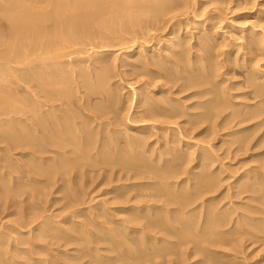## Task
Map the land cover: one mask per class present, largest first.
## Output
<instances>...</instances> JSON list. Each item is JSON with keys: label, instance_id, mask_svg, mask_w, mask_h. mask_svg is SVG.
I'll list each match as a JSON object with an SVG mask.
<instances>
[{"label": "rangeland", "instance_id": "rangeland-1", "mask_svg": "<svg viewBox=\"0 0 264 264\" xmlns=\"http://www.w3.org/2000/svg\"><path fill=\"white\" fill-rule=\"evenodd\" d=\"M123 1L126 3L125 4V3L121 2V4H122L121 6H123V7L125 6L123 9L126 8L125 10H127V9H131L133 7V9H131V11L127 10L128 13L131 16L128 13H126L127 11L123 13L122 11H124V10H122V7H121L120 9L122 10L121 11L122 15L120 14L119 11L117 12L120 16L117 15V13L116 14L113 13L114 14L113 15L111 12H109L108 17L110 16V20H114V18H115V20L112 21L113 22L112 23L111 21L109 22V18L108 17H107L108 19L105 17V15L107 16V14H108V12H105L104 15H103V18H104V20L107 19L106 22H109L108 24H110V25L105 27L106 29H103L104 25L102 26L99 23V25H100L99 26L98 23H97L96 25H94V27H92L91 33L85 34L87 37L85 35H83L82 37H80L78 39L79 41L76 40L74 42L69 43V44H72V45L67 44L69 46L65 47L66 49H64V52H65L64 55L65 56H69V58L64 56V58L66 60L65 59H63V60H65V62L66 61L68 62V60L70 59V62H68V63L64 62L68 67L66 65H65L66 67L63 66L64 63L62 62L63 63L62 68H63V70L65 68H67V69H65V71H66L65 74L68 73V76H71L70 74L72 73L71 72L72 70L70 71V68H72V67H73L72 68L73 70L77 69V70H79L80 73L82 72V70H84L82 72V75L84 76V78H82V79L81 78L80 79L79 78H75L74 79V80L81 81L82 85L81 84L78 85L77 82H79V81H77V82L75 81L73 83L74 80L69 81V79H68V81H69L68 84L71 85V86H67L68 84H66V86L68 87L67 89H70L69 87H72L70 89L71 90L70 91L71 96L75 92H79V93H76V95H73L72 99L70 98V103H72V102L75 103V104L72 103L73 105L71 104V106L75 105L72 109L74 111H76V112H78V107L76 106V102L77 101L80 102V99H82V97L84 95L87 96V94H89V92H90V90H87V87L86 88L84 87V86H86L85 84H88V87L91 90L95 89V85H94L95 84L94 83L95 80L91 81L90 76L93 75V74L96 75L103 68H107L108 67L106 69L107 71H105L107 73L106 74V79L108 80L107 81V85L108 86L106 85L107 88L105 87V89L108 90L110 93L111 92L113 93V95L111 93L112 98L110 96L109 97L107 96L108 100H105V99H107L106 97L104 99L96 97V98H94L92 100V103L94 105H96V104L98 105L99 104L101 106L108 107L109 110L112 109V111H109V113H106V117L111 118L113 121L118 119V120H116V124H118V121L120 120L119 123L122 125L121 126L119 124L120 125L119 126V125L115 124L113 126H110V130L111 131L116 130L118 128L117 129L118 133H116V134L114 133V134H115V136L117 138L119 136V139H117L119 141V144L117 143V141H115L113 143V145H112V144H110V142L109 143L107 142V140L110 141V139H108V138L106 139V142L110 146L112 145L111 146L112 148L114 146L115 148H113V149L115 151H117L115 153V151L111 147H109L110 149L108 151V148H107V151L109 152L110 155L113 152L112 156L114 155L116 157V159L119 158L120 160L121 159L125 160L128 157V155H129V158L131 157L129 159V161L134 160V159H132V158H134V156L130 155L132 153L131 150L130 149L128 150V147L125 144V141H127V140H125L124 138L126 137L127 132H128V134H133L135 132L133 129H131L132 128L131 126L137 124L136 122H138V120H139L138 119L139 115L137 114V111H138V109L139 110L142 109L141 107H139L140 105L138 104V102L142 98V96H146V95L150 94L149 92H151V91L153 92V94L155 93V96H157L156 94H158L161 90H167L168 88H170L171 91L169 89L168 90H169L170 95L172 96V98L178 99V100H180V102L183 100L184 103H186V105H191L192 102L196 103V101L198 102L200 99H201L200 102H202L203 101L202 99L204 97L198 99L197 97L196 98H191L190 96L192 94L200 91V90L202 91V88H204L203 90L205 91V88H206V90L209 89L208 90L209 91V95L214 96L213 99H215V97H216L215 95L217 94L216 91H218V95L220 96L219 99L225 101L224 98L222 97V94H223V92H226V93L229 92L231 95H229V94H227V95L229 97L231 96L230 100L235 96L233 98L235 101H233V99H232V102H235L234 104H237V105L240 104L241 105L242 103L243 104H247V103L249 104V102H250V104L253 106L254 103H255V106H253V109H255L254 107L260 108L259 105L261 107H262V104L264 105V99L263 98H260V97L257 98L256 96L253 97L254 96L253 95L254 89L251 88L249 86V83H248L250 81V79H256L257 80L256 76H258V73L261 72V71H264V43H263L264 42L263 41L264 40V0H167L169 5L167 4V1H165V0H156L157 4L155 3V0H139V1L138 0H132L134 2L133 5H128L131 2V1L129 2V0H123ZM147 1H149V3L151 2V4L153 2V4L155 5V6H153V4H152L153 7L151 6V4H148L153 9H151L146 4V3H148ZM139 2H141V3L139 4ZM137 3H138V5H136ZM135 5L137 7H135ZM163 5H164V7H163ZM130 6H132V7H130ZM157 6H159L158 7L159 11L157 10V12H156V10H154V7L157 8ZM140 7H141V9L143 8V10H142L143 12L139 11V15L137 16V20H138L137 21V20H135V17L138 14V9ZM147 7H149V8H147ZM162 8H164V9H162ZM166 8H168V9H166ZM147 9H149V10L151 9V11L149 12ZM161 9L164 10V11H162ZM146 10H147V12H146ZM132 13H134V15ZM110 14L112 15V17H111ZM126 14H128L129 16H127ZM115 15H117V16H115ZM120 17H122V18H120ZM128 19H130V21H128ZM133 19H134V23L131 22ZM119 20H121V21L119 22ZM122 21H124V22H122ZM119 23H121V24L124 23L125 26L122 27V25L119 24ZM111 24L115 25L114 26L115 28L112 29L113 31L109 28V27L113 28L112 27L113 25H111ZM7 25L8 24H7L6 20L3 18L2 14L0 13V36L3 35L0 38V41L1 40L3 41V39L5 38L4 36H6V35L8 36V34H9V28H8ZM95 26H97V27L95 28ZM101 27H102V29H101ZM3 32H6V33L8 32V34L3 33ZM251 33L252 34L255 33L256 36L254 35L255 37H253ZM7 36L4 39V43L2 41L0 42L1 43L0 44V57H1V59H2V56H3L2 54L3 53H4V55L5 54L9 55V56H6V57H10L11 56V54H10L11 53L10 52L11 49H10L9 46H11V48L13 46L10 43H9V46H8V41L6 40ZM260 39H262L261 40V44L259 43ZM181 43H182V45H181ZM6 44H7V46H6ZM7 47H9V48H7ZM203 48L204 49L207 48L209 51L207 52L206 51L207 49L204 50ZM155 49L156 50L158 49V51H156ZM6 50H7V53H6ZM8 50H9V53H8ZM153 50H154L155 53H149L150 51H153ZM61 52H63V50H61ZM66 52L67 53L69 52V53L66 55ZM71 52H73L74 54L71 53ZM140 52H142L144 56L142 54H140ZM94 53L96 54V56H95ZM165 53H167V54H165ZM98 54H99V56H98ZM140 55H142L143 57H141ZM150 55L153 56V57L149 58ZM169 56H171V57H169ZM197 56L203 58L202 59L203 61H207V60L213 61L214 65L215 64L217 65V63H218L217 66L215 65V67H217L216 69L218 70V72H217L216 69H214V70H216L217 74H216V72H214L213 75H211L212 78L215 76V78H213V80H214V82H217L218 84L216 83L217 84L216 85L213 82L216 86L212 85L213 83H211L212 82L211 76H210V78L204 76V78L205 77L206 78L205 79L203 78V81L206 80L205 81V85H207V86H205V85H203L202 87L200 86L201 88L198 86V88L200 89L199 90L196 87H195L196 89H194V87L192 86L193 84H192V85H190L191 89L188 87V85H186L185 87L186 88L188 87L189 89H186V88L182 89V87H184V85L187 84V81L184 79V75L185 74H186L185 75V78H186L192 73L193 69H195V70L198 69L199 73L202 72V69L200 70V68H203V67H201L202 65L200 66V62L197 61L198 64L196 62H192L195 59L197 60ZM209 56H210V58L208 59L207 57H209ZM36 57H35V61L37 60L39 62L38 63L36 61L38 63L37 66H39V64L42 61L40 62V57H39V60L37 59L38 57L37 58ZM48 57H50V56H46L47 59H51V58H48ZM154 57H156V58H154ZM160 57H161V59H165L167 61V67H166V65H165L166 68L162 67V68H164V70H162L161 67H157V66L147 67L144 64L145 62H143V61H146L147 59H150V60L156 59L157 60V59H160ZM33 59H34V57H31L30 60L28 59L29 64L32 63L31 61ZM216 59H218V60H216ZM183 60H184L185 63L184 62L180 63V61H183ZM190 60H192V61H190ZM28 61H26L27 62L26 64H28ZM46 61H47V63L50 62L49 60H46ZM100 61H103L105 64L103 62H100ZM166 61H165V63H166ZM172 61H174V62H172ZM187 61H189V62H187ZM2 62L4 64H2ZM2 62L0 60V65H1L0 67L1 68H2L3 65H6L5 59H3ZM52 62L53 61H51L50 63H52ZM83 62H85L84 63L85 66H83L84 65ZM190 62L193 63V64L190 65ZM34 63L35 62L33 60V64ZM69 63H70V65L72 67L70 65H68ZM71 63H73V64H71ZM186 63L187 64L189 63L188 67H187ZM194 63H196L199 68H197V66H195ZM106 64L108 66H106ZM141 64H142V66H145V67L142 68ZM202 64H203V62H202ZM219 64H221V65H219ZM15 65H17V64H15ZM15 65L14 64L12 65L14 67V69H13L14 71H12V70H11L12 72L4 71L5 74L10 75V76H12L14 74H16L18 76H23L24 71H16L15 70L16 68H20L18 66H20L22 64L16 66V68H15ZM73 65L76 68H74ZM77 65H78V67H77ZM89 65L90 66L93 65V67H89ZM94 65H96L97 68H95ZM22 66H21V68H22ZM189 66L193 67V68H191L192 70L190 69ZM258 66L260 68L259 72H258V69H259ZM182 67L185 68V69L188 68L191 71V73H186V72H190L189 70L188 71L187 70H183L184 71V73H183V71H182L183 68ZM256 67L258 69H256ZM38 68H34V71L36 70V72H34L33 69L31 70V72L32 71H33V73L41 72L42 68L41 69L40 68L38 69ZM91 68H92V70H91ZM99 68H100V70H99ZM104 70L105 69H103V71ZM180 71L182 72L181 74H180ZM15 72H17V73H15ZM147 72H148L149 75L147 74ZM176 73H178V74H176ZM19 74H21V75H19ZM86 74H87V76H86ZM89 74H91V75H89ZM175 74L178 75V76H176ZM187 74H189V75L187 76ZM214 74H216V75H214ZM254 74H255V77H254ZM64 76L66 77L67 75H64ZM71 77H73V75ZM252 77H254V78H252ZM71 79H73V78H71ZM170 79H171V81H170ZM215 79L217 81H215ZM150 80L154 81V82L151 81L152 83L149 84L151 86L148 85V83H150ZM172 80H173V82H172ZM165 81L167 82V85H166ZM207 81L208 82L211 81V82L208 83ZM220 81H224V82L226 81V82L225 83L223 82V84L221 82V84H219ZM71 82H72V84H70ZM17 83L18 82H16L15 84L11 83L10 85L9 84H3V86L5 85L7 87L6 91L7 92L9 91L8 93L11 96H14V97L11 98V99H13V102L16 101V99L18 100L17 102H14V104L16 103L15 105H17V107H18L16 109L14 108L15 110H18L19 108L24 106L22 104H25L24 99L27 98L26 97L27 96L26 85H24V84L21 85L22 83L19 82L20 86H19V88H17L18 87V85H16ZM202 84H204V82ZM0 85L2 86V84H0ZM7 85H9L10 87L7 86ZM80 85H81V90H79ZM14 86H16V87L14 88ZM66 86H64V87L66 88ZM77 86H79L78 89H75V88H77ZM163 86L165 88H163ZM169 86H171V87H169ZM178 86H180L181 88L178 87ZM210 86H214L215 87V88H212V87L211 88L216 92V94H214L215 92H211L212 89L210 88ZM221 86H222V88H221ZM192 87H193V90H192ZM142 88H144V89H142ZM74 89H75V91H74ZM16 90H18V91H16ZM76 90H78V91H76ZM138 90H140V91H138ZM227 90H230V91H227ZM15 91L18 92V93L15 94L16 93ZM22 91L23 92L26 91V92L23 93ZM72 91L74 93H72ZM134 91H136V92H134ZM141 91H142V93L144 92L146 94L143 95L142 93H139ZM169 92L163 94L162 98H161V95L157 96V98H159V97H160L159 99H166V97H167V99L169 97L171 98V96H169ZM175 92L177 94H179V95H177ZM133 93H135V94L137 93V94L133 95ZM220 93H222V94H220ZM19 94L20 95L22 94V96L20 97ZM82 94H83V96H82ZM116 94H118V97H117ZM153 94H151V95L153 97H155ZM137 95L139 96L138 97L139 99H137ZM209 95L208 94L206 95V98L204 99V101L206 99L208 101L212 99V96H209ZM245 95H247V97ZM86 96H84V97H86ZM239 96H240V98H239ZM84 97H83V100H84ZM187 98L188 99L191 98L192 101L190 99H189L190 100L189 101ZM111 99L113 101H111ZM262 99H263V101H262ZM137 100H138V102H137ZM11 101H10V103L12 105L13 102H11ZM183 101H182V104H183ZM228 102L225 103L226 106H227V104H228V106L230 105V102L229 103ZM259 102H260V104H259ZM111 103H113V104H111ZM135 103L138 104V105L136 106ZM256 104H257V106H256ZM11 105L9 104L10 107H11ZM237 105H236V107H235V105H230V107L227 106L229 111L227 110L226 111L227 114L225 113L224 115L220 116L221 118L218 117V119H217V117H215V119H217L216 123H215V119L214 118L206 119V122L203 124V126L201 125V129H205L207 127L211 131L216 126L217 123H220L222 121V119L226 115H228L230 113L232 114V112H233V114L236 113L237 108L240 106L239 105L237 107ZM241 106H242L243 110L242 109H240V111L238 110L236 114H239V112L241 113V115L242 114H246V115H243L244 119L245 118L248 119L250 116H247V114L250 111H252L253 109H251V107H245L243 105H241ZM241 106L239 108H241ZM111 107H113V108H111ZM243 107H245V108H243ZM75 108H76V110H75ZM113 110H114V112H113ZM231 110H232V112H231ZM241 110H242V112H241ZM106 111L108 112V110H106ZM112 112L115 113V114L112 115L113 114ZM196 112H198L197 109H196L195 113ZM14 114H15V112H14ZM14 114L11 113L9 115V117H8L9 119L7 118L8 115L7 116L4 115V116L0 117V125L2 124L0 126L2 128V131H0V133L3 132L4 135H7V129H9L8 134L17 135L18 132L19 133H23L27 129L25 124H22V122H21V121L24 120L23 119L24 117H22V113H21V117L22 118L20 117V115L18 117V114H16L17 116L16 115L14 116ZM108 114H110L111 116L110 115L108 116ZM10 116L11 117L14 116V117L11 118ZM113 117H116V118L113 119ZM17 118L19 120L21 119V121L18 122V120H16ZM130 118H131V120H130ZM182 118H184V119H182ZM182 118H179V119H176V120H172V121L177 122L178 125H181V127H183V128L187 127L186 131H188V129H189L188 126L189 125L188 124H184L185 117H182ZM10 119H12L13 122ZM213 119H214V122H213ZM238 119L240 120V117H238L237 120H235L234 122L235 123L238 122ZM255 119H253L254 121L251 119V122L248 120L247 121L248 123L245 122L247 124V126H246L245 123H243L244 126H243V124H240L241 126L238 125L240 127L237 126V128H236V129H239V128H242V127L243 128L244 127L245 128L253 127L252 129H250V131L248 130L247 132H243V135L242 134L240 135L242 137L243 136H248L246 138V140H247V142H245L246 144L237 142V139L234 140L232 137H228V136L224 137V134L227 131L220 132L219 128H218L219 130L218 129L217 130L220 133L219 132L215 133L216 134V138L214 136L215 134L213 133L214 134L213 135L212 132H208L209 134L208 133L205 134L207 136H205V135L196 136L197 135L196 132L195 133H193L192 131L186 132L185 128L183 130V133H182L181 139H180L181 143L182 142L186 143L187 141H191L192 144H195L196 146L197 145L200 146V144L202 145V143H204L203 145H205L208 142H210L208 144V146L207 145H205V146L206 147L210 146L209 148H211L210 149L211 152L217 146L214 149V152H213L214 153L213 155H215L214 160H216V163L213 164L212 169L214 170V172L216 171L215 172V175L217 174L216 175L217 176L216 181L218 179V182H220V179H221L222 182H220V183L216 182V186H217L218 189L215 188V189H217V191L216 190H215V192L213 191L215 194H213L211 192V193L207 194L208 198H207V196H205V198H202V199H203V202L208 200L207 203L205 202L206 205H208V206H206L205 203H204V205H205L204 207H209V208H211L213 210L215 209L214 212L217 213V215L215 216L216 218L218 217V215H220L219 216L220 218L218 217V219H221V221L219 220L218 223L222 224V225L220 224V227H222V228H219V227L217 228V231H219V235L220 236L219 235H215V237L213 236L214 237L213 241L215 243L210 244L212 246H209V243H207V244L205 242L203 243V245L205 244L204 247H207V249L199 251L201 254L199 252L197 253V250L195 251V253L193 252L196 249V246H193V245H195L194 243H192L193 241H191V240L189 241L188 240V239H192L193 240V238L186 239L185 240L186 244L185 243L183 244L180 241L179 237H178L179 241L177 239L176 241H178V242H175L176 238L174 237L175 239H173V236H178L180 234V231L177 232L175 229L170 230L172 232H171L170 235L168 234V238L171 236V238H169V239L167 238V236H163V235H166V234H163V233H166V232L159 231V229L158 230L157 229L153 230L149 234L146 233V232H144V234H143V232H141V233H133V229H135L136 227H138V228H136L138 230L141 229L142 228L141 225L143 226L144 223H146L145 222L146 220L145 221L144 220L138 221V222H140L138 224L139 226H137V223H135L134 224L135 227H134V225H132L133 224L132 222L131 223L127 222L129 219H131V217H129V215L128 216L126 215V214H128V212H127V210H125V208H128L131 204L133 206L134 204H137V203L136 202L132 203L133 202L132 201L129 205L125 204L127 207L124 204L121 205V207H120V204L125 202V200H123V198L119 199L118 195L126 194L127 192L128 193H133V195L134 194H138L140 191L142 193V191L145 188L143 189L141 186H137L136 189H135V192H133V190H131L132 189L131 185L132 184L134 185L135 183L140 184L141 182L142 183L150 182V180L145 178L147 180L146 181V180H144V178L141 179L142 176H135L136 174L142 173V170H138L139 173L136 170V172H134L133 174H132V172L135 171V170H133L132 172L129 171L130 173L128 174V170H127L128 167L127 166L126 167L124 166V168H122V166H120V165H116V167H115V165H113V166H111V167L114 168L113 171L110 170V169H112L110 166L104 165L105 166V168H104V166H102V164H104V163H100V161H99L101 159L100 156H98V158L96 157L97 155L95 156L96 149L99 148L100 144L95 142L96 141L95 139H97V141H98V137L95 136L97 134L94 135V133L97 132V130H96L97 129L96 128L97 124L92 122L91 126L89 128H90L91 134L93 135V137H95V138L92 139L93 140L92 142H93V145H94V146H92V148L94 149V152L92 153V150L89 151V152H91L90 154H92L91 155L92 157L90 156L89 153H88V156L91 157L92 159L91 158H90L91 160L88 159L87 162H88V164L89 163L92 164L93 162H95V159L97 158L96 162L98 160L97 163H99V166H98L97 163L96 164L94 163L93 168H92L91 164L88 165L86 161H83V162H81L83 166L86 165L85 166L86 168H87V166H91V167H89V169H86V168H84L82 166H80L78 168L76 167L77 169L75 168V170H76V172L78 174L75 172L74 169L68 168L66 170V175L68 174L67 177L71 176V178L70 177L68 178L70 181L65 182L67 177H65V175H64V177H62L59 174L60 176L58 175L57 179H58V177H59V179L60 178H64V181L63 182L61 181L60 183H57L56 185H51L50 184L51 187H49V184L46 185V183H45V185H44V183L42 182L43 186H44L43 187L41 185L42 183L41 182H36L35 179H32L33 182H30L31 178L27 179L26 176L21 175V172H18L19 170H16L18 172V174H14L15 175L14 177L15 178L21 177L22 179L20 180V182L17 179L14 180L13 177L12 178L10 177V179L8 178V176L6 178L4 177V175H6V173L9 172V168L8 169L4 168L1 171L3 175L0 174V181L2 180L1 182L3 183V186L0 187V195L2 193L3 194L0 196L1 197L0 205L2 207L3 206L4 207L2 208L0 206V209H1L0 210V231H1L0 233L2 235L1 237H3L1 242H2V244L3 243L4 244L2 246H0V249H1L0 250V257H1L0 261L3 262L4 264H9V263L10 264H89V263L90 264L91 263L94 264L93 262H95V261H96L95 264H135V263L139 264L140 262H141V264H264V174H262V172L264 173V160H263L264 159V126H263L264 124H260V128H259V123H262V122L264 123V121H263L264 118L257 117V120H255ZM124 120L126 121V123H125ZM129 120H130V122H129ZM159 120H160V118H159ZM159 120H158V118H156V120L153 121V122H156V123L158 122L157 124H159V125H157L156 123L152 124L153 123L152 121H149V122L142 121V123H138L140 125L137 124L139 127H142L145 124H146L145 126L150 125V127L152 125H153L152 127H154L155 125L157 126V127L155 126V129H154L155 131L154 130L151 131L152 135H151V132H150V133H148V136H146V137H152L153 136L152 138H150L151 140H148V143H149L150 147H152L151 151H152V149H154V152H156V154L159 152V150H157V149H160L159 147H161L163 145V143H164V140H161V139H164L163 137H165V133H168L169 135L172 134L170 131L163 133L164 131L159 129L158 126H160V122H162L163 119H161L160 122H159ZM105 121H108V120H105ZM121 121L125 124V126H124L123 123H121ZM5 122H8L10 125L5 123ZM133 122H135V124ZM139 122H141V121H139ZM210 122H212V123L210 124ZM17 123H18V125H17ZM89 123H90V121H89ZM179 123H181V124H179ZM15 124L18 126V128H17V126L15 127ZM92 124H93V126H92ZM173 124L175 125V123H173ZM173 124H168V125L171 128L178 129L179 126H173ZM253 124H254V126H253ZM20 125H21V127H20ZM209 125H211V126L214 125V126L212 128ZM9 127H11V128H9ZM1 128H0V130H1ZM23 128L25 129L24 131H23ZM16 130H18V131H16ZM19 130H21V131H19ZM126 130H128V131H126ZM260 130H261V132H260ZM15 131H16V134H15ZM93 131H95V132H93ZM124 131H126V132H124ZM156 131H158V132H156ZM255 132L257 133V135H256ZM258 132H259V134H258ZM2 134H0V135H2ZM124 134H125V137H124ZM134 135H135V133H134ZM188 135H190V136L188 137ZM208 136H210V137H208ZM251 136L252 137L254 136L253 137L254 139ZM255 136H256V138H255ZM121 137H123V138H121ZM222 137H223V139H222ZM261 137L263 138L262 140L260 139ZM205 139H208V141L205 140ZM248 139H249L250 142H248ZM157 140H159V141L157 142ZM203 141H206V143L203 142ZM104 142H105V140H104ZM236 142H237V144H235ZM115 143H116L117 147H119L120 144L123 145V146L119 147L120 148L119 150H121L122 153L123 152L124 153L126 152V154H127V152H129V153L131 152V153L128 154V155L123 153L124 155H122V156L118 155V152H121V151L118 150V148L116 147ZM154 143H156V144L154 145ZM239 143H240V145H239ZM108 144H107V146H109ZM124 144H125V146H124ZM212 144H214V145H212ZM241 144L244 145L243 147L245 149L242 147L240 149V151H239L238 149L240 148V146H242ZM3 145L4 144L1 145V143H0V152H2L0 154L2 156L4 155V153H3L4 151H1V150H3V148L6 147V143H5L4 146ZM249 145H250V147H249ZM153 146H155V148ZM199 146L194 147V150H197ZM121 148L122 149L124 148L125 150L127 149V151H125L124 149L122 150ZM188 148H187L188 151H185L186 153L189 154V152H194V151H192L193 148H192V150H190L191 148L190 149H188ZM184 149L186 150V148H184ZM235 150H236L237 153L233 152ZM26 151L28 152V150H26ZM26 151L23 150V148H19L18 151L11 152L10 153L11 157H9V158H11V159L13 158L12 164H10L9 162H6V163L10 167H11V165H13L12 166L13 168L11 167L12 169H15V168L17 169L18 167H23L24 163L26 161L28 163L31 162L32 164L37 163L35 161H31V158H29L28 156H25V155L21 156L20 155L21 153L25 154ZM150 152L148 154L145 153V155L149 156ZM142 153H144V152H142ZM238 153H239V155H238ZM245 153H246V155H245ZM139 154H140V152H139ZM151 154H152L151 157L147 156L149 158L148 160H147L146 157H144V158H146V160L148 162L151 161L150 158H155L156 156H158L159 153L157 155L154 154V153H151ZM117 155H118V158H117ZM143 155H141V156H143ZM114 156H113V158L115 159ZM24 157H26V158H24ZM73 157H75V156H73ZM123 157H125V158L123 159ZM90 161H92V162H90ZM101 161H102V159H101ZM33 162H35V163H33ZM152 163H154L153 165H155V162H152ZM118 166H120L119 169L117 168ZM193 166L194 165H189V166L186 165V167L189 168L190 171H195V170H192ZM106 167H107V169H106ZM79 168L80 169L82 168V170H80ZM218 168H220V169L222 168L223 169L222 173L220 172V169H218ZM69 169L70 170L72 169L73 173ZM85 169H86V171H85ZM121 169L122 170L125 169V170H123V172H121L122 171ZM79 170L82 171V172L85 171L84 173H82L83 175L81 174V172ZM67 171L68 172L70 171L71 175H69L70 172L68 173ZM124 171L127 172V173L123 174ZM246 171H248V172L252 171V173H249V175L251 176V174H252L251 177L255 178L254 179L255 187L253 186L252 182L248 183V185H246V187L243 186V185H240V183H239V182H241L239 180L240 179V175L242 176L244 174V172H246ZM74 172L76 174H74ZM108 172H110V173H108ZM248 172H246V173H248ZM79 174H81L82 176L79 175ZM218 174H220L221 177ZM129 175L131 177H133V179L136 177L135 179H138V180H133L132 179V181L129 182V180H131L130 177H128ZM232 175H234V176H232ZM261 175H263V176H261ZM22 176H24V177H22ZM139 177H141V178H139ZM187 177L182 175L180 177L181 179L179 178L178 180H175V181L174 180H170L172 182V184L170 185L171 188L174 190L176 188L175 182H177V181L180 182L182 179L187 178ZM73 178H74V181H71ZM120 178H122V179L120 180ZM124 178H127V179H125V181H123L122 186L124 185V187L120 188V189H122L124 191H122L120 189H118L120 191L116 190L115 188L121 186L122 180ZM34 180H35V182H34ZM127 180H128V182L126 183ZM14 181L16 183H14ZM113 181H115V182H113ZM154 181H156V180H153L151 182H154ZM23 182L26 185H27V183H30V186H29V184L27 185V186L31 187V188L28 187L29 188L28 191L21 189V188H23V189L27 188V187H25V188L21 187L22 185L19 184V183L23 184ZM244 182L247 184V181H244ZM32 183H34V185L36 187L34 185H31ZM36 183H39V186ZM67 183L70 184V185H68ZM71 183H73V184H71ZM218 184L219 185L221 184V186H219ZM128 185H129V187H127ZM238 185H240V186H238ZM18 186L20 187V189H19L20 191L18 190ZM63 186H64V190L62 189ZM114 186H116V187H114ZM130 186H131V188H130ZM5 187H7L8 189H6ZM16 188H17L18 191H16ZM40 188L42 189V191H41ZM45 188H47V189L45 190ZM2 189H4V190L6 189V190L4 191ZM114 189L116 190V193L112 192V191H115ZM183 189H185L184 186H183ZM31 190H33V191H31ZM34 190H37V191H34ZM182 190H181V192H182ZM260 190H261V192H260ZM24 191L28 192L29 194L28 193L25 194ZM5 192L6 193L8 192V193L5 194ZM10 192H13L15 194V196L13 197L12 195H10V197L7 198L9 196L8 194ZM18 192H21V194L18 193ZM35 192H36V195L34 194L35 196L32 197V198L35 199L34 200L30 196H33V193H35ZM151 192L155 193L153 190H151ZM257 193H259V194H257ZM40 194H41V196H40ZM116 194H118V195H116ZM6 195H7V197H6ZM114 196H117L118 198L117 197L114 198ZM6 198L8 200L15 201L14 202L15 206H12V207L9 206V205H11L10 202H12V201H8ZM143 198L144 197H142V199L141 198L134 199V201H137V200L141 199L140 201H138V202H141L142 200L144 201ZM260 198H262V199H260ZM210 199L213 200L214 203L212 201H210ZM1 200H2V202H1ZM5 200H7V201H5ZM20 201L22 203L26 202L27 204L26 203L20 204L21 203ZM4 202H6V203L8 202L7 206H6V203H4ZM210 203H213L212 206L210 205ZM26 206H28V207L26 208ZM9 207L11 208V210H10ZM212 207H215V208H212ZM8 209H9V211H8ZM17 209H19V210H17ZM27 209H28V211H27ZM121 210L123 211L124 214L120 213ZM217 210L219 212H217ZM18 211H21L22 213H20V212L17 213ZM105 211H108V212H105ZM124 211H126V212H124ZM23 212H24V215H23ZM221 212L225 213V215L223 214L224 215L223 217H222V213ZM196 213H194V214L198 217V215ZM21 214L23 215V217L25 215L27 217L28 214L30 215L29 217H31L32 214H33L32 217L36 215V216L40 217V220H41L40 222L43 224V228L44 229L48 230L50 228L49 226L51 224L52 228L55 227V229H53V230H56V231H50V233L49 232H44L45 234L42 233L43 234V239L42 238H38L40 240V242L36 241V239H35V242L33 240L34 243L32 241L30 242V240H32V236H33V234L35 232H30L31 231L30 227H26V228L25 227H22V228L20 227V229H18V227L20 225H18V223L15 222V221H17V222L21 221V219L23 218L21 216ZM107 214H108V218L106 217ZM191 215H193V214H191ZM20 216H21V219H20ZM36 216L33 217V218H36ZM230 216H231V218H230ZM227 217L230 218V220ZM216 218L214 220L215 222L218 221V219H216ZM199 219L201 221L204 220L201 217ZM213 219H214V217L213 218L210 217V220H213ZM44 220H46V221H44ZM227 220H228V222H227ZM142 221H144V222H142ZM225 221H226V223H225ZM123 222H126V223H123ZM222 222L224 223V225H223ZM239 222H240L241 225L239 224ZM46 223H48V224L46 225ZM120 223H122V224H120ZM44 224L46 226H44ZM74 224L75 225L77 224L76 226H74L76 229L73 227ZM79 224H80V227H79ZM249 224H250V226H248ZM81 225L82 226L84 225V227L87 229L86 231H85V229L82 230L83 232L85 231L84 233H82V231L80 233V230L82 229ZM236 225L239 226V227H237ZM77 226H78V228H77ZM130 226H131V228H133V227L134 228L131 229ZM177 227L180 230V227H181L180 224L177 225ZM16 228L18 229L19 232L22 229L21 232H24V234H23L24 236L22 235L23 238L20 236L21 233L17 234L18 232L16 231L17 230ZM23 228H25V229L23 230ZM67 228L68 229L71 228L70 231H68ZM106 228H108V229L106 230ZM128 228H130L132 230V232ZM73 229H75V230L73 231ZM10 230H12V231H10ZM60 230L61 231L64 230V232L65 231L66 232L65 233L64 232L61 233ZM77 230H78V232H77ZM115 230L118 231V233L119 232L120 233L118 234L117 232H115ZM124 230H126L129 235ZM108 231H110L111 235L109 234ZM111 231H112V233H111ZM174 231H175V233L177 232L176 235H175ZM11 232L13 233V235H12ZM15 232H17V233H15ZM69 232H71V234ZM154 232L156 233V235H155ZM227 233H228V235H227ZM49 234H50V236H48ZM102 234H104V235H102ZM137 234H138V236H137ZM150 234H151V236H150ZM100 235H101V237H100ZM141 235H143V236L141 237ZM46 236H47V239H46ZM59 236L61 238H59ZM71 236H73V237H71ZM53 237L55 239L57 237L58 238L55 240V239H53ZM145 237H146V240L143 239ZM153 237H156V238H153ZM163 237H166V238L164 239ZM20 238H21V240H18ZM28 238L30 239L29 241H28ZM48 238H50V239H48ZM90 238H91V240H90ZM22 239H25L26 241L23 240V242L21 244L20 241H22ZM60 239H61V241L59 242ZM107 239H109V240H107ZM130 239L133 240V241H131ZM147 239H148L147 245H143L142 243L146 244L145 241H147ZM152 239H154V240L157 239L156 240L157 242L153 241ZM224 239H225V241H224ZM4 240H5V242H4ZM15 240H16V242H17V240H18V242H20L19 245L17 244V247L19 248L18 250L16 248V244L14 246ZM51 240L55 243V245H54V243L52 244ZM137 240L139 241V243H138ZM164 240H170L169 242H173V245L167 243L169 245V248H168V245L166 244V242L163 243ZM217 240L218 241L219 240L222 241L223 244L218 242ZM12 241H13V243H12ZM24 241H25V243H24ZM134 241L137 243V245L134 244L135 243ZM9 242H11L12 245ZM119 242H121V243H119ZM179 242H181V243H179ZM188 242H190V243L188 244ZM126 243H127V245H126ZM130 243H131V245H134L135 247L131 246ZM149 243L151 244V246L149 245ZM121 244H123L124 246L121 245ZM156 244L158 246L161 245L160 248ZM178 244H180V245H178ZM217 244H219V245H217ZM132 247H133V249H132ZM163 247H165V248H163ZM192 247H195V249L192 248ZM149 248H151V249H149ZM161 248H163L164 251L167 248L168 250H166V252L168 251V254L170 253L169 256L167 255L166 252H163L162 251L163 249H161ZM41 249H43L44 251L41 250ZM134 249H135V251H134ZM137 249H139V250H137ZM153 249H156V251L153 250ZM7 250H8V252H7ZM12 250H15V252L13 251L15 254L12 253ZM19 250L20 251L22 250V251L20 252ZM23 250H29V251H27L28 254H26ZM145 250L146 251L150 250L152 253L150 251H147V253H146ZM157 250H158V253H160V254H161V252H159V251H162V257L164 256L163 258L161 257V255L156 253ZM4 251H6V252H4ZM9 251H11V253ZM38 251H40V252H38ZM130 251H131V254H130ZM141 251H142V253H141ZM202 251H203V253H202ZM29 252L31 253V255L29 254ZM136 252H138V254ZM174 252H175V255H173ZM124 253H126V254H124ZM144 253H145V255H144ZM13 254H14V256H12ZM128 254H129V256H128ZM136 254L137 255H141L142 257L140 258ZM146 254L149 255V256L150 255L154 256V254H155L154 257H152V256L149 257L150 260L147 258L148 259L147 261L148 262L151 261V263H147L146 262V257H147ZM182 254H183V257L185 259H183ZM4 255H7V256H5V258H4ZM176 255H177V257H176ZM134 256H137V257L135 258ZM180 256L182 258L181 259L182 262L180 260ZM159 257H160V259H159ZM151 258L152 259L154 258L153 261H152Z\"/></svg>", "mask_w": 264, "mask_h": 264}, {"label": "bare ground", "instance_id": "bare-ground-1", "mask_svg": "<svg viewBox=\"0 0 264 264\" xmlns=\"http://www.w3.org/2000/svg\"><path fill=\"white\" fill-rule=\"evenodd\" d=\"M131 1V2H130ZM139 1V0H138ZM165 1H167V0H165ZM121 2H123V3H125L123 0H0V13L2 14V16H3V18L6 20V22H7V26H8V28H9V34H8V32L6 33V32H3V33H6V34H8V36H7V41H8V46H9V43L10 44H12V48H11V46H9L10 47V49H11V56L10 57H6V56H9V55H4V53L2 54L3 56H2V59H1V57H0V60H1V62H2V60L3 59H5V61H6V65H3L2 66V68L0 69V84H2V86L0 85V117L1 116H4V115H8L7 116V118L9 117V115L11 114V113H13L14 114V112H15V114H14V116L16 115V114H18V117H19V115H20V117H21V113H22V117H24L23 119V121H21V119L19 120L18 118L16 119V120H18V122L19 121H21L22 122V124H25V126H26V130L23 128V133H17V135H10V134H8V131H9V129H7V135H4V133L3 132H1L0 134H2V135H0V143H1V145L2 144H4L5 145V143H6V147H4L3 148V150H1V151H4L3 153H4V155L2 156L1 154V156H0V172L4 169V168H9V172H7L6 173V175H4V177L6 178L7 176H8V178L10 179V177L12 178L13 177V179L15 180V179H17L19 182H20V180L22 179L21 177H18V178H15L14 176V174H18V172H21V175H24V176H26V178L28 179V178H31V181L30 182H33V180L32 179H35L36 180V182H43L44 183V185H45V183H46V185L47 184H49V187H51L50 186V184L51 185H56L57 183H60L61 181L63 182L64 181V178H60L59 179V177H58V179H57V176L60 174L62 177H64V175H65V177H67V175H66V170L68 169V168H72V169H74L75 170V168L77 167H80V166H82V167H84V168H86L85 166H83L82 165V163L81 162H83V161H88V159H90L92 156V154H90L91 152H89V151H91L92 150V153L94 152V149L92 148V146H94L93 145V138H95V137H93V135L91 134V132H90V126H91V123L93 122V123H96L97 125H96V130H97V132H95V131H93V132H95L94 133V135L95 134H97V135H95V136H97L98 137V141H97V139H95L96 141L95 142H97V143H99L100 144V146H99V148H97L96 149V154H95V156L98 158V156H100V158L102 159V161H101V159L99 160L100 161V163H104V164H102V166H104V165H106V166H113V165H115V167H116V165H120V166H122V168H124V166L126 167H128V174L130 173V172H132L133 170H135V171H133L132 172V174L134 173V172H136V170L138 171V170H142V173H139V171H138V173L139 174H136L135 176H142V178L141 177H139V178H141V179H143L144 178V180H146V179H149L150 180V182H145V183H140V184H137V183H135L134 185L132 184H130L131 186H132V189L131 190H133V192H135V189H136V187L137 186H141L144 190L142 191V193H141V191L138 193V194H134L133 195V193H126V194H121V195H118V194H116V195H118V197H119V199L120 198H123V200H125V202H123V203H121L120 204V207H121V205H125V204H127V205H129L132 201V203H134V202H136L137 204H134L133 206H132V204L128 207V208H125V210H127V212H128V214H126L127 216L129 215V217H131V219H129L127 222H129V223H133L132 225H134L135 223H137V226H139L138 224L140 223V222H138V221H140V220H146L145 222L146 223H144V225L142 226L141 225V229H136V228H138V227H136L135 229H133L134 227H135V225H134V227L133 228H131V226H130V228L131 229H133V233H141V232H143V234H144V232H146V233H150V232H152L153 230H158L159 229V231H162V232H166V233H163V234H166V235H163V236H167V238H168V234L170 235L171 234V232L172 231H170V230H173V229H175L177 232H179L180 231V234L178 235V236H173V239H175V242H178L179 241V239H180V241L184 244H186V242H185V240L186 239H188V238H193V240L192 239H188L189 241L191 240V241H193L192 243H194L195 245H193V246H196V249H195V247H192V248H194L195 250L193 251L194 253H195V251L197 250V253L199 252V251H201V250H206L207 249V247H204V245H203V243L205 242L206 244L207 243H209V246H212V245H210V244H213V243H215L214 241H213V238L215 237V235H219V231H217V228L219 227V228H222V227H220V224L221 223H218L219 222V220L221 221V219H218V217L220 216V215H218V217L216 218L215 216L217 215V213H215L214 212V210L213 209H211V208H209V207H204L205 205H206V203L208 202V200L207 201H205V202H203V199L202 198H205V196H207V194H209V193H213V194H215L214 192H215V190L217 191V186H216V182L217 183H220V182H222L221 181V179H220V182H218V179H217V181H216V178H217V174L215 175V172H214V170L212 169V167H213V164H215L216 163V160H214V157H215V155H213L214 153V149L217 147H215L214 149H213V151L211 152L210 151V149L211 148H209V147H206L205 145H207L208 146V144L210 143V142H208L207 144H205V145H203L204 143H202V145L200 144V146L199 145H197V146H199L198 147V149L197 150H194V147H197L195 144H192L191 143V141H187L186 143H181V135H182V133H183V130H184V128H185V131H186V128L187 127H181V125H178V123L177 122H175V121H172V120H176V119H179V118H182V117H185V120H184V124H188L189 126H188V131L190 132V131H192L193 133H195L196 132V136H202V135H205V134H207L208 132H212V134L214 133H218L219 131L220 132H223V131H227L225 134H224V137L225 136H228V137H232L234 140L235 139H237V142H240V143H245V142H247V140H246V138L248 137V136H240L241 134L243 135V132H247L248 130L250 131V129H252L253 127H247V128H239V129H236L237 128V126L238 125H240V124H243V123H245V122H247L248 120L251 122V119L253 120V119H255V120H257V117H260V118H264L263 116H264V105L262 104V107L259 105V107L260 108H258V107H254L255 109H253V106H255V103H254V105L252 106L251 104H250V102H249V104L247 103V104H241V105H243V106H245V107H251V109H253L252 111H250L248 114H247V116H250L248 119L247 118H245L244 119V116L243 115H246V114H242L241 115V113L239 112V114H236L237 113V111L239 110L240 111V109H242V106H241V108H239L240 106L239 105H237V104H234L235 102H232V99L235 97H233L231 100H230V97L227 95V94H229V95H231L229 92H223V94L222 93H220V94H222V97L224 98V100L225 101H223V100H220L219 98H220V96L218 95V91H216L217 92V94H216V92L212 89V88H215L214 86H216L218 83L217 82H214V80H213V78H215V76L212 78V76L211 75H213V73L214 72H216V68L217 67H215V65L213 64V61H209V60H207V61H203L202 59L203 58H201V57H199V56H197V60L195 59L194 61H192V60H190V61H192V62H196L197 64H198V62H200V66L201 67H203V68H200V70L202 69V72L201 73H199V71H198V69L197 70H195V69H193V71H192V73H191V71L187 68L188 67V64L186 63V65H187V69H185V68H183L182 69V71L183 70H189L190 72H186V73H191L190 75L189 74H187V76L188 77H186L185 78V75H184V79L187 81V84H183L184 85V87H182V89H184V88H186L185 86L186 85H188V87L190 88L191 86L190 85H192L193 87H194V89H196V88H198V86L200 87H202L203 85H205V81H203V78H204V76H206V77H208V78H210V76H211V80H212V82L211 83H217L216 85L213 83L212 85H214V86H210V88L213 90H211V92H215L214 94H216L215 96V99H213L214 98V96H212V95H209V89H207L206 90V88H205V91L203 90L204 88H202V91L200 90V91H198V92H196V93H194V94H192L190 97L191 98H198V99H200V98H203L202 100L204 101V99L206 98V95L208 94L209 96H212V99L211 100H205L204 102L202 101V102H200V100L197 102L196 101V103H191V105H186V103H184V101H183V104H182V101L180 102V100H178V99H174V98H172V96L170 95V92H169V90H170V88H168L167 86V88L169 89H167V90H161L158 94H156L157 96H159V95H161V98H162V95L163 94H165V93H168L169 92V96H171V98L169 97L168 99H167V97H166V99H159V98H157V96H155V93L153 94V92L151 91V92H149L150 94H148V95H146V96H142V98L139 100V102H138V100H137V102H138V104L140 105L139 107H141L142 109L141 110H139L138 109V111H137V114L139 115V117H138V122H136L137 124L138 123H142V121H144V122H149V121H155L156 120V118H158V120H159V118H160V120L161 119H163L162 120V122H160V120H159V122H160V126H158L159 127V129L160 130H162V131H164L163 133H165V132H168V131H170L172 134H168V133H165V137H163L164 139H161V140H164V143H163V145L161 146V147H159L160 149H157V150H159V154H158V156H156L155 158H150L151 159V161L152 162H155V165H153L154 163H152L151 161L150 162H148L147 160L149 159L148 157H151V153H154V154H156V152H154V149H152V151H151V148L152 147H150V145H149V143H148V140H151L150 138H152V137H146V136H148V133H150L151 131H153L154 129H155V126L154 127H152L153 125L152 124H154V123H156V122H151L152 124V126L150 127V125H148V126H142V127H139L138 125H140V124H136V125H132L131 127V129H133L135 132V135H134V133L133 134H128V132H127V135H126V137H125V134H124V139L125 140H127V141H125V144L127 145V147H128V150L130 149L131 150V154L129 153V152H127V154H126V152L124 153V154H126V155H128V154H130V155H133L134 156V158H132V159H134V160H132V161H129V159L131 158H129V155H128V159L126 158L125 160H120L119 158H118V155H120V156H122V155H124L123 153H122V151L121 150H119L120 148V146H123V145H121L120 144V146L119 147H117V145H116V143H115V145H116V147L118 148V150L119 151H121V152H118V155H117V158L118 159H116V157H115V159L113 158V156H112V151L114 150L113 148H115L114 146H113V148L111 147L112 145H113V143L115 142V141H117V143L119 144V141L117 140V139H119V136H118V138L115 136V134L116 133H118V128L116 129V130H113V131H111L110 130V126H113V125H115L116 124V120H118V119H116V120H112L111 118H109V117H106V113H109V111H112V109L111 110H109V108L108 107H105V106H101V105H94L93 103H92V100L94 99V98H96V97H98V98H107V96L109 97H111L112 98V95H113V93H112V95H111V93L108 91V90H106L105 89V87L107 88V79H106V72L105 71H107L106 69L108 68H103V69H105L104 71H103V69L101 70V71H99V73H97L96 75H91V74H89V75H91L90 76V79H91V81H93V80H95V89L94 90H91L89 87H88V84H85L86 86H84L85 88L87 87V90H90V92H89V94H87V96L86 95H84V96H86V97H84L83 96V94H82V96L84 97V100H83V97H82V99H80V102H76V106L78 107V112H76V111H74L72 108L75 106H71V104L72 103H74V102H72V103H70V98L72 99L73 98V95H76V93H79V92H73L72 91V93H74L72 96H71V93H70V89L72 88V87H69L70 89H67L68 87L67 86H71V85H69L68 83H69V81H72V80H74L75 78H84V76L82 75V72L84 71V70H82V72L80 73L79 72V70H77V69H75V70H73L72 68V66L70 65V63L68 64V65H70L72 68H70V71L72 72L70 75L72 76L73 75V77H71V76H68V73L67 74H65V69H67V68H65L64 70H63V68H62V65H63V63L65 62V58H64V54H65V52H64V49H66L65 47L67 46H69V45H72V44H69V43H71V42H74V41H76V40H78L80 37H82L83 35H85V34H89V33H91V30H92V27H94V25H96L97 23H98V25H99V23L103 26L104 25V28L103 29H106L105 27H107L108 25H110V24H108L110 21L112 22V21H114L115 20V18H114V20H110V16L108 17V15H109V12H111L112 14L113 13H117L118 11L120 12V14L122 15V13H121V11L122 10H124V11H122L123 13L124 12H126L127 10H129V11H131V9H133V7L132 6H130V7H132L131 9H127V10H125V9H123L124 7L123 6H121L122 4H121ZM129 4L128 5H133L134 4V2L132 1V0H129ZM148 3H146L147 5L148 4H151V2L149 3V1H147ZM157 1L155 0V3H156ZM141 2H139V4H140ZM144 3V4H145ZM126 4V3H125ZM124 4V5H125ZM152 4H153V2H152ZM152 4H151V6H152ZM157 4V3H156ZM164 4V3H163ZM167 4H168V1H167ZM136 5H138V3L136 4ZM135 5V7H137ZM169 5V4H168ZM150 8H151V6L150 5H148ZM153 6H155L154 4H153ZM152 6V7H153ZM122 7V10L120 9ZM129 7V8H130ZM139 7V6H138ZM149 7H147V8H149ZM158 7L159 6H157V8L156 7H154V10H156V12H157V10L159 11V9H158ZM163 7H164V5H163ZM166 7V6H165ZM171 7V6H170ZM156 8V9H155ZM140 9V10H139ZM138 9V14L136 15V17H135V20H137V16L139 15V11L141 12L142 10H143V8L141 9V7ZM151 9H153V8H151ZM151 9L149 10V9H147L149 12L151 11ZM162 9H164V8H162ZM161 9V10H162ZM166 9H168V8H166ZM147 10H146V12H147ZM162 11H164V10H162ZM105 12H108V14H107V16L105 15V17L107 18H109V22H106V20L108 19H106V20H104V18H103V15H104V13ZM143 12V11H142ZM155 12V11H154ZM126 13H128V11L126 12ZM161 13V12H160ZM129 14V13H128ZM128 14H126L127 16H129ZM133 15H134V13H132ZM144 14V13H143ZM150 14V13H149ZM157 14V13H156ZM111 15V14H110ZM114 15V14H113ZM117 15H119L118 13H117ZM117 15H115V16H117ZM120 16V15H119ZM118 16V17H119ZM131 16V15H130ZM111 17H112V15H111ZM120 18H122V17H120ZM112 19V18H111ZM139 19V18H138ZM121 20H119V22H120ZM126 21V20H125ZM128 21H130V19H128ZM138 21V20H137ZM118 22V21H117ZM122 22H124V21H122ZM127 22V21H126ZM131 22H133L134 23V19L131 21ZM113 23V22H112ZM142 23V22H141ZM119 24H121V23H119ZM138 24V23H137ZM140 24V23H139ZM97 25V26H98ZM111 25H113V24H111ZM118 25V24H117ZM122 25V27H124L125 25H124V23L123 24H121ZM97 26H95V28L97 27ZM100 26V25H99ZM115 25H113L112 27L113 28H111V27H109L111 30L112 29H114L115 27H114ZM131 26V25H130ZM134 26V25H133ZM119 27V26H118ZM121 27V26H120ZM100 28V27H99ZM127 28V27H126ZM7 29V28H6ZM101 29H102V27H101ZM108 29V28H107ZM113 31V30H112ZM94 33V32H93ZM252 34V33H251ZM250 34V35H251ZM173 35V34H172ZM255 35V33H253L252 34V36L253 37H255L254 36ZM3 36V35H2ZM2 36H0V38L2 37ZM6 36H4L5 38H6ZM86 36V35H85ZM89 36V35H88ZM87 37V36H86ZM91 37V36H90ZM4 38V39H5ZM4 39H3V43H4ZM98 39V38H97ZM99 40V39H98ZM261 40L262 39H260V44H261ZM0 41V42H1ZM79 41V40H78ZM84 41V40H83ZM264 41V40H263ZM77 43V42H76ZM170 43V42H169ZM258 43V42H257ZM264 43V42H263ZM1 44V43H0ZM67 44H69V45H67ZM74 44V43H73ZM177 44V43H176ZM76 45V44H75ZM78 45V44H77ZM171 45V44H170ZM181 45H182V43H181ZM2 46V45H1ZM6 46H7V44H6ZM169 46V45H168ZM9 47H7V48H9ZM174 47V46H173ZM6 48V47H5ZM71 48V47H70ZM69 48V49H70ZM74 48V47H73ZM176 48V47H175ZM148 49V48H147ZM154 49V48H153ZM204 49V48H203ZM207 49V48H206ZM206 49H204V50H206ZM61 50H63V52H61ZM151 50V49H150ZM156 50V49H155ZM170 50V49H169ZM5 51V50H4ZM66 51V50H65ZM156 51H158V49L156 50ZM207 52L209 51L208 49L206 50ZM2 52V51H1ZM174 52V51H173ZM212 52V51H211ZM210 52V53H211ZM6 53H7V50H6ZM8 53H9V50H8ZM63 55H62V54ZM69 53V52H68ZM67 52H66V55L68 54ZM71 53H73V52H71ZM149 53H155L154 52V50L153 51H150ZM74 54V53H73ZM95 54V53H94ZM140 54H142L143 55V53L142 52H140ZM145 54V53H144ZM157 54V53H156ZM165 54H167V53H165ZM169 54V53H168ZM178 54V53H177ZM199 54V53H198ZM142 55H140L141 57H143ZM172 55V54H171ZM179 55V54H178ZM177 55V56H178ZM5 56V57H4ZM38 58H37V57ZM46 56H50V57H48V58H51V59H47L46 58ZM71 56V55H70ZM94 56V55H93ZM95 56H96V54H95ZM94 56V57H95ZM98 56H99V54H98ZM162 56V55H161ZM229 56V55H228ZM12 57V58H11ZM31 57H34V64H33V60L31 61L32 63H30L29 64V61H28V59L30 60V58ZM35 57L39 60V57H40V64H39V66H37V64L39 63L37 60V62L35 61ZM43 59H42V58ZM63 57V58H62ZM65 57H67V58H69V56H65ZM140 57V58H141ZM147 57V56H146ZM150 57H153V56H149V58ZM169 57H171V56H169ZM91 58V57H90ZM148 58V57H147ZM154 58H156V57H154ZM158 58V57H157ZM163 58V57H162ZM178 58V57H177ZM208 59L210 58V56L209 57H207ZM42 59V60H41ZM63 59H65V60H62ZM79 59V58H78ZM99 59V58H98ZM173 59V58H172ZM46 60H51V61H53L52 63H47V61ZM100 60V59H99ZM103 60V59H102ZM165 59H161V57H160V59H153V60H150V59H147L146 61H143V62H145L144 64L147 66V67H150V66H157V67H165V65H166V67H167V61H166V63H165V61H164ZM216 60H218V59H216ZM26 61H28V64H26L27 62ZM72 61V60H71ZM77 61V60H76ZM80 61V60H79ZM82 61V60H81ZM198 61V62H197ZM63 62V63H62ZM67 62V61H66ZM65 62V63H66ZM68 62H70V59L68 60ZM67 62V63H68ZM75 62V61H74ZM100 62H103V61H100ZM172 62H174V61H172ZM182 62H184V60L183 61H180V63H182ZM187 62H189V61H187ZM202 62H203V64H202ZM218 62V61H217ZM216 62V63H217ZM22 64V65H20V64ZM64 63V65L63 66H65L66 64ZM85 62H83V64H84ZM89 63V62H88ZM94 63V62H93ZM104 63V62H103ZM107 63V62H106ZM178 63V62H177ZM185 63V62H184ZM196 63H194L195 64V66H197V68H199L198 67V65L196 64ZM215 63V62H214ZM221 63V62H220ZM2 64H4L3 62H2ZM15 65V64H17V65H15V68H16V66H18V65H20V66H18V67H20L21 68V66H22V68L20 69V68H16L15 70L16 71H24V74H23V76H18V75H16V74H14V75H12V76H10V75H7V74H5V72L4 71H10V72H12V71H14L13 69H14V67L12 66V65ZM71 64H73V63H71ZM95 64V63H94ZM105 64V63H104ZM127 64V63H126ZM191 64H193V63H191L190 62V65ZM174 65V64H173ZM177 65V64H176ZM185 65V66H186ZM204 65V66H203ZM217 65H218V63H217ZM216 65V66H217ZM219 65H221V64H219ZM1 66V65H0ZM67 66V65H66ZM65 66V67H66ZM69 66V67H70ZM74 66V65H73ZM83 66H85V64L83 65ZM88 66V65H87ZM95 66V68H97V66L96 65H94ZM101 66V65H100ZM106 66H108L107 64H106ZM105 66V67H106ZM141 66H142V64H141ZM171 66V65H170ZM178 66V65H177ZM182 66V65H181ZM194 66V65H193ZM42 68V70H41V72H39V73H33V71H34V68ZM68 67V66H67ZM77 67H78V65H77ZM89 67H93V65L92 66H90L89 65ZM99 67V66H98ZM143 67H145V66H142V68ZM146 67V68H147ZM165 67V68H166ZM180 67V66H179ZM190 67V69L191 68H193L192 66H189ZM38 68V69H39ZM74 68H76L75 66H74ZM110 68V67H109ZM160 68V69H161ZM178 68V67H177ZM195 68V67H194ZM223 68V67H222ZM246 68V67H245ZM258 68H259V66H258ZM257 67H256V69H258ZM33 69V71L31 72V70ZM69 69V68H68ZM89 69V68H88ZM168 69V68H167ZM214 69H216V70H214ZM220 69V68H219ZM12 70V71H11ZM91 70H92V68H91ZM99 70H100V68H99ZM158 70V69H157ZM162 70H164V68H162ZM192 70V69H191ZM26 71V72H25ZM69 71V72H70ZM95 71V70H94ZM98 71V70H97ZM109 71V70H108ZM152 71V70H151ZM177 71V70H176ZM220 71V70H219ZM260 71V68L258 69V72ZM34 72H36V70L34 71ZM173 72V71H172ZM217 72H218V70H217ZM217 72H216V74H217ZM232 72V71H231ZM14 73V72H13ZM15 73H17V72H15ZM20 73V72H19ZM91 73V72H90ZM170 73V72H169ZM182 72L180 71V74H181ZM183 73H184V71H183ZM147 74H148V72H147ZM154 74V73H153ZM174 74V73H173ZM176 74H178V73H176ZM175 74V75H176ZM216 74H214V75H216ZM219 74V73H218ZM256 74V73H255ZM255 74H254V77H255ZM19 75H21V74H19ZM64 75H67L66 77L64 76ZM109 75V74H108ZM149 75V74H148ZM155 75V74H154ZM86 76H87V74H86ZM151 76V75H150ZM166 76V75H165ZM176 76H178V75H176ZM253 76V75H252ZM69 77V78H68ZM157 77V76H156ZM155 77V78H156ZM169 77V76H168ZM180 77V76H179ZM205 77V78H206ZM254 77H252V78H254ZM257 77V80L256 79H250V81L248 82L249 83V86L251 87V88H253L254 89V91H253V97H257V98H263L264 99V71H261V72H259L258 73V76H256ZM71 78H73V79H71ZM166 78V77H165ZM176 78V77H175ZM174 78V79H175ZM183 78V77H182ZM181 78V79H182ZM204 78V79H205ZM68 79H69V81H68ZM71 79V80H70ZM87 79V78H86ZM162 79V78H161ZM173 79V80H174ZM183 79V80H184ZM247 79V78H246ZM248 79V80H249ZM18 82L16 85H18V87L17 88H19V86H20V84H19V82L20 83H22L21 85H26V90H27V98L26 99H24V101H25V104H22V105H24V106H22L21 108H19L18 110H15L16 108H18L17 107V105H15L14 104V102H17L18 100L16 99V101H14L13 102V99H11L12 97H14V96H11L7 91H6V89H7V87L4 85L3 86V84H15L16 82ZM88 80V79H87ZM153 80V79H152ZM152 80H150V83H148V85L149 84H151L152 82H154V81H152ZM169 80V79H168ZM167 80V81H168ZM173 80H172V82H173ZM176 80V79H175ZM178 80V79H177ZM182 80V81H183ZM77 82V81H79V80H74L73 81V83L74 82ZM152 81V82H151ZM170 81H171V79H170ZM209 81V80H208ZM207 81V82H208ZM215 81H217L216 79H215ZM80 82V83H79ZM79 82H77L78 83V85L79 84H81V81H79ZM87 82V81H86ZM149 82V81H148ZM166 82V81H165ZM164 82V83H165ZM204 82V84H202ZM210 82H208V83H210ZM219 82V81H218ZM221 82H222V84H223V82L224 81H220V83L219 84H221ZM226 82V81H225ZM224 82V83H225ZM175 83V82H174ZM185 83V82H184ZM190 83V84H189ZM247 83V84H248ZM66 84H68L67 86H66ZM70 84H72V82L70 83ZM202 84V85H201ZM9 85H7V86H9ZM74 85V84H73ZM82 85V84H81ZM81 85H80V88H79V90H81ZM107 85V86H106ZM166 85H167V82H166ZM171 85V84H170ZM175 85V84H174ZM209 85V84H208ZM211 85V84H210ZM13 86V85H12ZM64 86H66V88L64 87ZM147 86V85H146ZM149 86H151V85H149ZM154 86V85H153ZM182 86V85H181ZM205 86H207V85H205ZM204 86V87H205ZM234 86V85H233ZM10 87V86H9ZM16 86H14V88H15ZM64 87V88H63ZM78 87L79 86H77V88H75V89H78ZM148 87V86H147ZM159 87V86H158ZM169 87H171V86H169ZM178 87H180V86H178ZM186 88V89H189V88ZM193 87H192V90H193ZM196 87V88H195ZM200 87V88H201ZM246 87V86H245ZM12 88V87H11ZM163 88H165L164 86H163ZM181 88V87H180ZM221 88H222V86H221ZM9 89V88H8ZM75 89H74V91H75ZM83 89V88H82ZM142 89H144V88H142ZM147 89V88H146ZM159 89V88H158ZM185 89V90H186ZM191 89V88H190ZM11 90V89H10ZM15 90V89H14ZM134 90V89H133ZM180 90V89H179ZM16 91H18V90H16ZM15 91V92H16ZM20 91V90H19ZM76 91H78V90H76ZM85 91V90H84ZM138 91H140V90H138ZM145 91V90H144ZM148 91V90H147ZM171 91V90H170ZM181 91V90H180ZM183 91V90H182ZM187 91V90H186ZM222 91V90H221ZM227 91H230V90H227ZM14 92V91H13ZM23 92V91H22ZM24 92H26V91H24ZM23 92V93H24ZM134 92H136V91H134ZM146 92V91H145ZM178 92V91H177ZM220 92V91H219ZM18 92H16L15 94H17ZM20 93V92H19ZM22 93V94H23ZM84 93V92H83ZM87 93V92H86ZM139 93H142V91L141 92H139ZM176 93V92H175ZM174 93V94H175ZM181 93V92H180ZM14 94V93H13ZM22 94L20 95V97L22 96ZM115 94V93H114ZM135 93H133V95H134ZM137 94V93H136ZM135 94V95H136ZM143 95H145L146 93H142ZM151 94H153L155 97H153ZM177 94V93H176ZM182 94V93H181ZM26 95V94H25ZM117 95V97H118V94H116ZM115 95V96H116ZM177 95H179V94H177ZM243 95V94H242ZM17 96V95H16ZM71 96V97H70ZM166 96V95H165ZM219 96V97H218ZM246 97H247V95H245ZM76 97V96H75ZM135 97V96H134ZM133 97V98H134ZM139 96L137 95V99H139L138 98ZM141 97V96H140ZM164 97V96H163ZM178 97V96H177ZM78 98V97H77ZM97 98V99H98ZM179 98V97H178ZM191 98H189L191 101H192V99ZM239 98H240V96H239ZM20 99V98H19ZM136 99V98H135ZM180 99V98H179ZM188 99V98H187ZM186 99V100H187ZM188 99V100H189ZM209 99V98H208ZM247 99V98H246ZM263 99H262V101H263ZM12 100V101H11ZM105 100H108V98L107 99H105ZM119 100V99H118ZM189 100V101H190ZM261 100V99H260ZM10 101L11 102H13L12 103V105H11V103H10ZM76 101V100H75ZM110 101V100H109ZM111 101H113L112 99H111ZM110 101V102H111ZM230 102V105H235V107H236V105H237V107L239 108H237V110H236V113H234L233 114V112H232V110H231V112H232V114L230 113V114H228V115H226L223 119H222V121L220 122V123H217L216 124V126L213 128V126H211V125H209V126H211L210 128L212 129L211 131H210V129L209 128H205V129H201V125L203 126V124L206 122V119H209V118H214L215 119V117H217V119H218V117H220V116H222V115H224L225 113L227 114V110H228V107H230V105L228 106V104H227V106L225 105V103L226 102ZM233 101H235L234 99H233ZM23 102V101H22ZM136 102V103H137ZM195 102V101H194ZM228 102V103H229ZM103 103V102H102ZM101 103V104H102ZM135 103V104H136ZM181 103V104H180ZM232 103V104H231ZM238 103V102H237ZM9 104L11 105V107L9 106ZM18 104V103H17ZM75 104V103H74ZM111 104H113V103H111ZM138 104H136V106L138 105ZM259 104H260V102H259ZM73 105V104H72ZM9 108H8V107ZM112 106V105H111ZM115 106V105H114ZM256 106H257V104H256ZM13 107V108H12ZM132 107V106H131ZM245 107H243V108H245ZM15 108V109H14ZM24 108V109H23ZM111 108H113V107H111ZM196 109L198 110V112H196L195 113V111H196ZM247 109V108H246ZM249 109V108H248ZM75 110H76V108H75ZM80 110V111H79ZM106 110H108V112L106 111ZM115 110V109H114ZM114 110H113V112H114ZM137 110V109H136ZM195 110V111H194ZM200 110V111H199ZM203 110V111H202ZM243 110V109H242ZM242 110H241V112H242ZM193 111V112H192ZM229 111V110H228ZM112 112V113H113ZM235 112V111H234ZM245 113V112H244ZM247 113V112H246ZM115 113H113L112 115H114ZM119 114V113H118ZM136 114V113H135ZM236 114V115H235ZM110 114H108V116H109ZM13 116V117H14ZM17 116V115H16ZM111 116V115H110ZM119 116V115H118ZM117 116V117H118ZM11 117V116H10ZM13 117H11V118H13ZM21 117V118H22ZM238 117H240V120L238 119V122H234L235 120H237V118ZM243 117V118H242ZM116 117H113V119H115ZM119 118V117H118ZM221 118V117H220ZM242 118V119H241ZM9 119V118H8ZM136 119V118H135ZM182 119H184V118H182ZM214 119H213V122H214ZM217 119H215V123H216V120ZM11 121H12V119H10ZM105 120H108V121H105ZM123 120V119H122ZM127 120V119H126ZM130 120H131V118H130ZM130 120H129V122H130ZM15 121V120H14ZM89 121H90V123H89ZM120 121V120H119ZM119 121H118V124H116V125H119L120 123H119ZM125 121V120H124ZM128 121V120H127ZM133 121V120H132ZM131 121V122H132ZM139 121H141V122H139ZM211 121V120H210ZM254 121V120H253ZM264 121V120H263ZM13 122V121H12ZM115 122V123H114ZM135 122H133L134 124H135ZM143 122V123H144ZM179 122V121H178ZM260 122V121H259ZM262 122V121H261ZM5 123H7V124H9L8 122H5ZM121 123H123L122 121H121ZM125 123H126V121H125ZM158 123V122H157ZM156 123V124H157ZM173 123H175V125L173 124ZM212 122H210V124H211ZM235 123V124H234ZM248 123V122H247ZM20 124V123H19ZM124 124V123H123ZM168 124H173V126H179L178 127V129H175V128H171ZM179 124H181V123H179ZM209 124V123H208ZM214 124V123H213ZM246 124V123H245ZM260 124H264L263 122L262 123H259V128H260ZM2 125V124H1ZM0 125V126H1ZM4 125V124H3ZM10 125V124H9ZM17 125H18V123H17ZM16 124H15V127L17 126ZM121 125V124H120ZM119 125V126H120ZM127 125V124H126ZM157 125H159V124H157ZM167 125V126H166ZM5 126V125H4ZM92 126H93V124H92ZM108 126V127H107ZM118 126V127H119ZM122 126V125H121ZM124 126H125V124H124ZM241 126V125H240ZM240 126H238V127H240ZM243 126H244V124H243ZM246 126H247V124H246ZM253 126H254V124H253ZM264 126V125H263ZM6 127V126H5ZM4 127V128H5ZM20 127H21V125H20ZM157 127V126H156ZM256 127V126H255ZM262 127V126H261ZM1 128V127H0ZM9 128H11V127H9ZM17 128H18V126H17ZM115 128V127H114ZM124 128V127H123ZM127 128V127H126ZM203 128V127H202ZM220 130H219V129ZM219 131H218V130ZM263 129V128H262ZM261 129V130H262ZM125 130V129H124ZM129 130V129H128ZM128 130H126V131H128ZM158 130V129H157ZM209 130V131H208ZM257 130V129H256ZM261 130H260V132H261ZM0 131H2V128H1V130ZM6 131V130H5ZM16 131H18V130H16ZM16 131H15V134H16ZM19 131H21V130H19ZM126 131H124V132H126ZM131 131V130H130ZM129 131V132H130ZM155 131V130H154ZM188 131H186V132H188ZM13 132V131H12ZM156 132H158V131H156ZM219 132V133H220ZM6 133V132H5ZM11 133V132H10ZM115 133V134H114ZM131 133V132H130ZM192 133V134H193ZM256 133V132H255ZM157 134V133H156ZM209 134V133H208ZM211 134V133H210ZM213 134V135H214ZM258 134H259V132H258ZM122 135V134H121ZM120 135V136H121ZM151 135H152V132H151ZM163 135V134H162ZM161 135V136H162ZM237 135V136H236ZM253 135V134H252ZM256 135H257V133H256ZM156 136V135H155ZM154 136V137H155ZM164 136V135H163ZM187 136V135H186ZM190 135H188V137H189ZM205 136H207V135H205ZM215 136V138H216V134L214 135ZM213 136V137H214ZM223 136V135H222ZM208 137H210V136H208ZM241 137V138H240ZM252 137V136H251ZM254 137V136H253ZM252 137V138H253ZM263 137V136H262ZM260 138L261 140L263 139V138ZM110 139V141L109 140H107V142L109 143L110 142V144H112L111 146L106 142V139ZM121 138H123V137H121ZM120 138V139H121ZM148 138V139H147ZM161 138V137H160ZM183 138V137H182ZM192 138V137H191ZM255 138H256V136H255ZM212 139V138H211ZM222 139H223V137H222ZM250 139V138H249ZM249 139H248V142H250L249 141ZM254 139V138H253ZM104 140H105V142H104ZM122 140V139H121ZM120 140V141H121ZM185 140V139H184ZM205 140H207L208 141V139H205ZM213 140V139H212ZM211 140V141H212ZM216 140V139H215ZM231 140V139H230ZM243 140V141H242ZM251 140V139H250ZM159 140H157V142H158ZM232 141V140H231ZM252 141V140H251ZM254 141V140H253ZM104 142V143H103ZM203 142H205L206 143V141H203ZM226 142V141H225ZM224 142V143H225ZM229 142V141H228ZM234 142V141H233ZM237 142L235 143V144H237ZM121 143V142H120ZM230 143V142H229ZM240 143H239V145H240ZM95 144V143H94ZM107 144L109 145V146H107ZM123 144V143H122ZM125 144H124V146H125ZM151 144V143H150ZM156 143H154V145H155ZM162 144V143H161ZM232 144V143H231ZM234 144V145H235ZM246 144V143H245ZM262 144V143H261ZM3 145V146H4ZM158 145V144H157ZM178 145V146H177ZM212 145H214V144H212ZM242 145V144H241ZM152 146V145H151ZM244 145H242V146H240V148L238 149L239 151H240V149L243 147ZM109 147H111L113 150L111 151L112 153H111V155L109 154ZM126 147V148H127ZM154 148H155V146H153ZM189 147V148H188ZM232 147V146H231ZM230 147V148H231ZM238 147V146H237ZM249 147H250V145H249ZM19 148H23V150H28V152L26 151V153L24 154V153H21L20 155L22 156V155H25V156H28L29 158H31V161H35V162H37V163H35V162H33V163H35V164H32L31 162H27L26 160V162L24 163V166L23 167H18L17 165V169L15 168V169H12L13 167V165H11V167L6 163V162H9L10 164H12V161H13V158L11 159V158H9V157H11V152H14V151H18L19 150ZM92 148V149H91ZM96 148V147H95ZM107 148H108V151H107ZM116 148V149H117ZM150 148V149H149ZM181 148V149H180ZM184 148H186V150L184 149ZM187 148L188 149H190V150H192V148H193V150L192 151H194V152H189V154L188 153H186L185 151H188L187 150ZM244 148V147H243ZM122 149V148H121ZM124 149V148H123ZM122 149V150H123ZM245 149V148H244ZM249 149V148H248ZM22 150V149H21ZM20 150V151H21ZM125 150V149H124ZM189 150V151H190ZM243 150V149H242ZM115 151V150H114ZM125 151H127V149L125 150ZM151 151V152H150ZM238 151V152H239ZM23 152V151H22ZM117 151H115V153H116ZM139 152H140V154H139ZM142 152H144V153H142ZM150 152V155L148 156V155H145V153L146 154H148ZM233 152H236V150L235 151H233ZM232 152V153H233ZM0 153H2V152H0ZM88 153L90 154V156L91 157H89L88 156ZM237 153V152H236ZM93 154V155H94ZM145 156H144V155ZM156 154V155H157ZM235 154V153H234ZM13 155V154H12ZM77 155V156H76ZM116 155V154H115ZM125 155V156H126ZM141 155H143V156H141ZM238 155H239V153H238ZM245 155H246V153H245ZM258 155V154H257ZM73 156H75V157H73ZM148 156V157H147ZM166 156V157H165ZM89 157V158H88ZM94 157V156H93ZM144 157H146L147 158V160H146V158H144ZM153 157V156H152ZM260 157V156H259ZM24 158H26V157H24ZM96 158V159H97ZM125 157H123V159H124ZM144 158V159H143ZM92 159V158H91ZM90 159V160H91ZM94 159V158H93ZM96 159H95V162H93L92 164L91 163H89V164H91V166H92V168H93V165H94V163L96 164L97 162H98V160H97V162H96ZM24 160V159H23ZM146 160V161H145ZM264 160V159H263ZM19 161V160H18ZM94 161V160H93ZM252 161V160H251ZM90 162H92V161H90ZM157 162V163H156ZM263 162V161H262ZM4 163V164H3ZM243 163V162H242ZM2 164V165H1ZM21 164V163H20ZM81 164V165H80ZM87 164H88V162H87ZM88 164V165H89ZM98 164V166H99V163H97ZM15 165V164H14ZM22 165V164H21ZM34 167H33V166ZM38 165V166H37ZM186 165H194L193 167H192V170H195V171H190L189 170V168H187L186 167ZM247 165V164H246ZM15 166V167H16ZM37 166V167H36ZM91 166H87V168L86 169H89V167H91ZM96 166V165H95ZM94 166V167H95ZM101 166V165H100ZM101 166V167H102ZM120 166H118L117 168L119 169V167ZM109 167V168H110ZM245 167V166H244ZM262 167V166H261ZM11 168V169H10ZM76 168V169H77ZM96 168V167H95ZM103 168V167H102ZM104 168H105V166H104ZM103 168V169H104ZM112 169H110V170H114V168L113 167H111ZM260 168V167H259ZM263 168V167H262ZM70 170L71 172L73 171V170ZM80 169V168H79ZM86 169H85V171H86ZM106 169H107V167H106ZM191 169V168H190ZM218 169H220V168H218ZM252 169V168H251ZM16 170H19L18 172L16 171ZM80 170H82V168L80 169ZM79 170V171H80ZM122 170V169H121ZM123 170H125V169H123ZM123 170L121 171V172H123ZM126 170V171H127ZM261 170V169H260ZM8 171V170H7ZM69 171V172H70ZM84 171V172H85ZM111 171V172H112ZM130 171V172H129ZM222 171H223V169L221 168L220 169V172L222 173ZM68 172V171H67ZM68 172V173H69ZM71 172L69 173V175H71ZM75 172H76V170H75ZM74 172V174H76ZM81 172V174L82 173H84V172H82V171H80ZM107 172V171H106ZM246 172H248V171H246ZM246 172H244V174L241 176L240 175V181L241 182H239L240 183V185H243V186H245L246 187V185H248V183H253V186L255 187V185H254V179L255 178H253V177H251L252 176V174H251V176L249 175V173H252V171L251 172H248V173H246ZM73 173V172H72ZM87 173V172H86ZM108 173H110V172H108ZM125 173H127V172H125L124 171V173L123 174H125ZM219 173V172H218ZM259 173V172H258ZM1 175H3L2 174V172L0 173ZM20 174V173H19ZM78 174V173H77ZM81 174H79V175H81ZM112 174V173H111ZM260 174V173H259ZM262 174H264L263 172H262ZM59 175V176H60ZM83 175V174H82ZM81 175V176H82ZM113 175V174H112ZM188 176L187 178H184V179H182L180 182L179 181H177V182H175V185H176V188L173 190L172 188H171V184H172V182L170 181V180H178L181 176ZM220 177H221V175L220 174H218ZM24 176H22V177H24ZM76 176V175H75ZM124 176V175H123ZM127 176V175H126ZM218 176V177H219ZM232 176H234V175H232ZM261 176H263V175H261ZM260 176V177H261ZM70 178H71V176H69ZM69 177H67V179H66V181L65 182H67V181H70L68 178ZM119 177V176H118ZM128 177H130V179L131 180H129V182L130 181H132V179H133V177H131L130 175L128 176ZM259 177V176H258ZM25 178V179H26ZM78 178V177H77ZM115 178V177H114ZM113 178V179H114ZM136 178V177H135ZM133 179V180H138V179ZM146 178V179H145ZM122 178H120V180H121ZM125 179H127V178H124L123 180H122V183H121V186L120 187H116V186H114V187H116L115 189L116 190H118V189H120V188H122V187H124V185L122 186V184H123V181H125ZM140 179V180H141ZM181 179V178H180ZM12 180V179H11ZM35 180H34V182H35ZM76 180V179H75ZM153 180H156V181H154V182H151V181H153ZM260 180V179H259ZM2 181V180H1ZM0 181V187L1 186H3V183ZM7 181V180H6ZM13 181V180H12ZM71 181H74V178L71 180ZM147 181V180H146ZM173 181V182H174ZM237 181V180H236ZM244 181H247V184L244 182ZM64 182V183H65ZM113 182H115V181H113ZM128 182V180L126 181V183ZM5 183V182H4ZM9 183V182H8ZM14 183H16L15 181H14ZM18 183V182H17ZM43 183L41 184L42 186H43ZM20 185H22L21 187H27L26 189H23V188H21L22 190H26V191H28L29 190V188H31V187H29L30 186V183H27V185L29 184V186H27L26 184H24V182H23V184L22 183H19ZM36 184H38V186H39V183H36ZM68 184V183H67ZM66 184V185H67ZM71 184H73V183H71ZM129 184V183H128ZM222 184V183H221ZM221 184L219 185V186H221ZM236 184V183H235ZM7 185V184H6ZM19 185V186H20ZM26 185V186H25ZM31 185H34V183H32ZM60 185V184H59ZM62 185V184H61ZM68 185H70V184H68ZM67 185V186H68ZM240 185H238V186H240ZM17 186V185H16ZM18 186V190L20 189V187ZM35 186V185H34ZM41 186V187H42ZM58 186V185H57ZM65 186V185H64ZM64 186H63V190H64ZM118 186V185H117ZM126 186V185H125ZM131 186H130V188H131ZM183 186H184V188L185 189H183ZM237 186V185H236ZM235 186V187H236ZM10 187V186H9ZM29 187V188H28ZM36 187V186H35ZM44 187V186H43ZM42 187V188H43ZM46 187V186H45ZM70 187V186H69ZM127 187H129V185L127 186ZM187 187V188H186ZM234 187V188H235ZM6 189H8L7 187H5ZM11 188V187H10ZM33 188V187H32ZM61 188V187H60ZM59 188V189H60ZM126 188V187H125ZM129 188V189H130ZM141 188V189H142ZM215 188H217V189H215ZM220 188V187H219ZM5 189V190H6ZM41 189V188H40ZM47 188H45V190H46ZM114 189V190H115ZM128 189V188H127ZM183 189V190H182ZM246 189V188H245ZM2 190H4V189H2ZM4 190V191H5ZM10 190V189H9ZM17 190V188H16V191H18ZM21 190V191H22ZM113 190V189H112ZM116 190L115 191H112V192H115L116 193ZM120 190H122V189H120ZM120 190H118V191H120ZM139 190V189H138ZM137 190V191H138ZM151 190H153L155 193H152L151 192ZM180 190V191H179ZM181 190H182V192H181ZM12 191V190H11ZM20 191V190H19ZM31 191H33V190H31ZM34 191H37V190H34ZM39 191V190H38ZM41 191H42V189H41ZM122 191H124V190H122ZM184 191V192H183ZM214 191V192H213ZM253 191V190H252ZM3 192V191H2ZM246 192V191H245ZM255 192V191H254ZM260 192H261V190H260ZM259 192V193H260ZM8 193V192H7ZM6 192H5V194H7ZM11 193V194H10ZM8 195V197H7V195H6V197L7 198H9L10 197V195H12L13 197L15 196V194L13 193V192H10ZM18 193H20L21 194V192H18ZM24 193L26 194V193H28V192H25L24 191ZM44 193V192H43ZM114 193V194H115ZM118 193V192H117ZM253 193V192H252ZM256 193V192H255ZM259 193H257V194H259ZM3 194V193H2ZM1 194V195H2ZM29 194V193H28ZM36 195V192L35 193H33V196H30L31 198L32 197H34L35 195ZM76 194V193H75ZM212 194V195H213ZM263 194V193H262ZM0 195V196H1ZM24 195V194H23ZM31 195V194H30ZM77 195V194H76ZM133 195V196H132ZM229 195V194H228ZM4 196V195H3ZM29 196V195H28ZM38 196V195H37ZM40 196H41V194H40ZM5 197V196H4ZM29 197V198H30ZM39 197V196H38ZM77 197V196H76ZM115 197H117V196H114V198ZM117 197V198H118ZM142 197H144L143 199H144V201L142 200L141 202H138V201H140L141 199H142ZM6 198V199H7ZM125 198V199H124ZM138 198H141L140 200H137V201H134V199H138ZM146 198V199H145ZM207 198H208V196H207ZM214 198V197H213ZM212 198V199H213ZM217 198V197H216ZM0 199H1V197H0ZM4 199V198H3ZM2 199V200H3ZM18 199V198H17ZM32 199H34V198H32ZM38 199V198H37ZM260 199H262V198H260ZM2 200H1V202H2ZM8 200V199H7ZM7 200H5V201H7ZM14 200V199H13ZM23 200V199H22ZM26 200V199H25ZM31 200V199H30ZM35 200V199H34ZM122 200V199H121ZM122 200V201H123ZM8 201H12V200H8ZM154 201V202H153ZM202 201V202H201ZM210 201H212L213 202V200H211L210 199ZM15 201H12V202H10V204L11 205H9V206H15V203H14ZM21 202V201H20ZM4 203H6V202H4ZM24 203H26V202H24ZM24 203H20V204H24ZM204 203H205V205H204ZM214 203V202H213ZM213 203H210V205L212 206V204ZM216 203V202H215ZM262 203V202H261ZM7 204H8V202L6 203V206H7ZM27 204V203H26ZM25 204V205H26ZM209 204V203H208ZM36 205V204H35ZM209 205V206H210ZM1 206V205H0ZM5 206V207H6ZM39 206V205H38ZM126 206V205H125ZM206 206H208V205H206ZM2 207V206H1ZM4 207V206H3ZM2 207V208H3ZM19 207V206H18ZM28 206H26V208H27ZM127 207V206H126ZM10 208V207H9ZM14 208V207H13ZM20 208V207H19ZM190 208V209H189ZM212 208H215V207H212ZM7 209V208H6ZM30 209V208H29ZM118 209V208H117ZM120 209V208H119ZM122 209V208H121ZM124 209V208H123ZM1 210V209H0ZM10 210H11V208H10ZM17 210H19V209H17ZM25 210V209H24ZM8 211H9V209H8ZM27 211H28V209H27ZM119 211V210H118ZM223 211V210H222ZM22 213L21 211H18L17 213ZM105 212H108V211H105ZM104 212V213H105ZM124 212H126V211H124ZM197 212V213H196ZM217 212H219L218 210H217ZM29 213V212H28ZM120 213H122V214H124L123 213V211L121 210L120 211ZM194 213H196L197 215H198V217L200 218H203L204 220H200ZM222 213V212H221ZM231 213V212H230ZM229 213V214H230ZM12 214V213H11ZM35 214V213H34ZM112 214V213H111ZM118 214V213H117ZM191 214H193V215H191ZM225 215V213L223 212L222 213V217ZM19 215V214H18ZM23 215H24V212H23ZM23 215L21 214V216L23 217ZM33 215V214H32ZM32 215H31V217H29L30 215L28 214L27 215V217H26V215L21 219V216H20V219H21V221L20 222H17V221H15L16 223H18V225H20L19 227H18V229H20V227L22 228V227H30V232H35L34 234H33V236H32V240H30L29 238H28V241L30 240V242L32 241L33 242V240H34V242H35V239H36V241H39L40 242V240L38 239V238H42L43 239V234H45L44 232H49L50 233V231H56V230H53V229H55V227L54 228H52V225L50 224V230L48 229H44L43 228V224L40 222L41 220H40V217H38V216H36V218H33V217H35V216H33L32 217ZM232 216V215H231ZM231 216H230V218H231ZM105 217V216H104ZM107 218H108V214H107V216H106ZM210 217H214V219L213 220H210ZM221 217V218H222ZM215 218L216 219H218V221H214L215 220ZM220 218V217H219ZM228 218V217H227ZM230 218H228L229 220H230ZM251 218V217H250ZM128 219V218H127ZM252 219V218H251ZM226 220V219H225ZM254 220V219H253ZM44 221H46V220H44ZM125 221V220H124ZM144 221H142V222H144ZM223 221V220H222ZM240 221V220H239ZM14 222V223H15ZM227 222H228V220H227ZM236 222V221H235ZM246 222V221H245ZM123 223H126V222H123ZM223 223V222H222ZM225 223H226V221H225ZM48 223H46V225H47ZM120 224H122V223H120ZM143 224V223H142ZM180 224V230H179V228L177 227V225H179ZM239 224H240V222H239ZM245 224V223H244ZM45 224H44V226H46ZM77 225V224H76ZM75 224L73 225V227L74 226H76ZM130 225V224H129ZM128 225V226H129ZM222 225V224H221ZM223 225H224V223H223ZM234 225V224H233ZM241 225V224H240ZM82 226V225H81ZM106 226V225H105ZM227 226V225H226ZM225 226V227H226ZM230 226V225H229ZM237 226V225H236ZM248 226H250V224L248 225ZM247 226V227H248ZM79 227H80V224H79ZM104 227V226H103ZM109 227V226H108ZM119 227V226H118ZM117 227V228H118ZM224 227V226H223ZM237 227H239V226H237ZM25 228H23V230L25 229ZM64 228V227H63ZM75 228V227H74ZM77 228H78V226H77ZM130 228H128V229H130ZM170 228V229H169ZM172 228V229H171ZM227 228V227H226ZM241 228V227H240ZM17 229V228H16ZM18 229L16 230L17 232H15V233H17V234H20L21 233V237H22V235L24 234V232H21V230H20V232L18 231ZM60 229V228H59ZM58 229V230H59ZM68 229V228H67ZM71 229V228H70ZM70 229H68V231H70ZM76 229V228H75ZM75 229H73V231L75 230ZM80 229V228H79ZM85 229V231L87 230L85 227H84V225L82 226V229L80 230V233H81V231L82 230H84ZM108 228H106V230H107ZM125 229V228H124ZM130 229V230H131ZM224 229V228H223ZM244 229V228H243ZM15 230V229H14ZM62 230V229H61ZM60 230V231H61ZM65 230V229H64ZM64 230L63 231H61V233L62 232H64ZM127 230V229H126ZM126 230H124V231H126ZM219 230V229H218ZM10 231H12V230H10ZM72 231V232H73ZM84 231V232H85ZM89 231V230H88ZM128 231V230H127ZM126 231V232H127ZM1 232V231H0ZM59 232V231H58ZM66 232V231H65ZM64 232V233H65ZM77 232H78V230H77ZM83 231H82V233H84ZM109 232V234H110V231H108ZM115 232H117L118 233V231H116L115 230ZM131 232H132V230H131ZM156 232V231H155ZM154 232V233H155ZM176 232V233H177ZM221 232V231H220ZM12 233V232H11ZM14 233V234H15ZM29 233V232H28ZM43 233V234H42ZM60 233V234H61ZM70 234H71V232H69ZM106 233V232H105ZM111 233H112V231H111ZM116 233V234H117ZM120 233V232H119ZM118 233V234H119ZM132 233V234H133ZM157 233V232H156ZM156 233H155V235H156ZM161 233V232H160ZM174 233H175V231H174ZM176 233H175V235H176ZM7 234V233H6ZM31 234V233H30ZM29 234V235H30ZM48 234V233H47ZM57 234V233H56ZM69 234V235H70ZM101 234V233H100ZM107 234V233H106ZM105 234V235H106ZM123 234V233H122ZM127 234H128V232H127ZM131 234V235H132ZM152 234V233H151ZM151 234H150V236H151ZM173 234V233H172ZM4 235V234H3ZM11 235V234H10ZM12 235H13V233H12ZM26 235V234H25ZM59 235V234H58ZM57 235V236H58ZM102 235H104V234H102ZM111 235V234H110ZM125 235V234H124ZM123 235V236H124ZM129 235V234H128ZM153 235V234H152ZM227 235H228V233H227ZM2 235H1V233H0V246H2L3 244H2V239H3V237H1ZM8 236V235H7ZM24 236V235H23ZM27 236V235H26ZM45 236V235H44ZM48 236H50V234L48 235ZM54 236V235H53ZM137 236H138V234H137ZM143 235H141V237H142ZM214 236V237H213ZM220 236V235H219ZM5 237V236H4ZM56 237V236H55ZM71 237H73V236H71ZM100 237H101V235H100ZM175 237V238H174ZM178 237H179V239H178ZM7 238V237H6ZM12 238V237H11ZM19 238V237H18ZM23 238V237H22ZM45 238V237H44ZM58 238V237H57ZM56 238V239H57ZM59 238H61L60 236H59ZM64 238V237H63ZM76 238V237H75ZM95 238V237H94ZM123 238V237H122ZM153 238H156V237H153ZM164 239L166 238V237H163ZM169 238H171V236L169 237ZM168 238V239H169ZM17 239V238H16ZM38 239V240H37ZM46 239H47V236H46ZM48 239H50V238H48ZM53 239H55L54 237H53ZM55 239V240H56ZM121 239V238H120ZM124 239V238H123ZM128 239V238H127ZM143 239H145L146 240V237L145 238H143ZM158 239V238H157ZM157 239H152L153 241H156ZM162 239V238H161ZM178 239V241H176ZM216 239V238H215ZM221 239V238H220ZM6 240V239H5ZM5 240H4V242H5ZM9 240V239H8ZM18 240H21V238L20 239H18ZM18 240H17V242H16V240H15V242H14V246H15V244H16V248H17V250L19 249L18 247H17V244L19 245V243L21 242V244H22V242H23V240H25V239H22V241H20V242H18ZM89 240V239H88ZM90 240H91V238H90ZM93 240V239H92ZM107 240H109V239H107ZM131 240V239H130ZM144 240V241H145ZM26 241V240H25ZM25 241H24V243H25ZM27 241V242H28ZM52 241V240H51ZM58 241V240H57ZM61 241V239L59 240V242ZM76 241V240H75ZM113 241V240H112ZM131 241H133V240H131ZM138 241V240H137ZM170 240H164L163 241V243H165L166 242V244L167 243H169V244H172L173 245V242H169ZM218 241V240H217ZM224 241H225V239H224ZM229 241V240H228ZM29 242V243H30ZM33 242V243H34ZM89 242V241H88ZM135 242V241H134ZM146 242V244L145 243H142L143 245H147V243H148V239H147V241H145ZM157 242V241H156ZM181 242H179V243H181ZM218 242H220V243H222V241H218ZM231 242V241H230ZM10 244H11V242H9ZM12 243H13V241H12ZM23 243V244H24ZM54 242L52 241V244H53ZM90 243V242H89ZM95 243V242H94ZM119 243H121V242H119ZM123 243V242H122ZM133 243V242H132ZM138 243H139V241H138ZM190 242H188V244H189ZM219 243V244H220ZM8 244V243H7ZM38 244V243H37ZM51 244V245H52ZM91 244V243H90ZM125 244V243H124ZM134 244H136L137 245V243L135 242ZM159 244V243H158ZM162 244V243H161ZM176 244V243H175ZM202 244V245H201ZM219 244H217V245H219ZM223 244V243H222ZM12 245V244H11ZM36 245V244H35ZM54 245H55V243H54ZM121 245H123V244H121ZM126 245H127V243H126ZM130 245H131V243H130ZM142 245V246H143ZM149 245L151 246V244L149 243ZM157 245V244H156ZM163 245V244H162ZM168 245V244H167ZM166 245V246H167ZM178 245H180V244H178ZM7 246V245H6ZM40 246V245H39ZM43 246V245H42ZM124 246V245H123ZM131 246H134V245H131ZM140 246V245H139ZM158 246V245H157ZM156 246V247H157ZM160 246L161 245H159L158 247L160 248ZM165 246V245H164ZM176 246V245H175ZM183 246V245H182ZM190 246V245H189ZM128 247V246H127ZM135 247V246H134ZM172 247V246H171ZM170 247V248H171ZM15 248V247H14ZM13 248V249H14ZM35 248V247H34ZM41 248V247H40ZM130 248V247H129ZM143 248V247H142ZM163 248H165V247H163ZM163 248H161V249H163ZM168 248H169V245H168ZM173 248V247H172ZM176 248V247H175ZM178 248V247H177ZM182 248V247H181ZM44 249V248H43ZM43 249H41V250H43ZM119 249V248H118ZM132 249H133V247H132ZM140 249V248H139ZM139 249H137V250H139ZM149 249H151V248H149ZM160 249V250H161ZM180 249V248H179ZM209 249V248H208ZM1 250V249H0ZM16 250V251H17ZM122 250V249H121ZM126 250V249H125ZM124 250V251H125ZM131 250V249H130ZM153 250H155L156 251V249H153ZM166 250H168L167 248H166ZM166 250L164 251V249L162 250L163 252H166ZM171 250V249H170ZM169 250V251H170ZM176 250V249H175ZM3 251V250H2ZM15 252V250H12V253H14ZM20 251V250H19ZM18 251V252H19ZM22 251V250H21ZM20 251V252H21ZM26 254H28V252L27 251H29V250H23ZM44 251V250H43ZM134 251H135V249H134ZM146 251V250H145ZM147 251H150V250H147ZM147 251H146V253H147ZM162 251H159V252H161V254L160 253H158V250H157V252L156 253H158L159 255H161V257H162ZM4 252H6V251H4ZM7 252H8V250H7ZM10 253H11V251H9ZM32 252V251H31ZM38 252H40V251H38ZM127 252V251H126ZM129 252V251H128ZM151 252V251H150ZM209 252V251H208ZM121 253V252H120ZM135 253V252H134ZM137 254H138V252H136ZM141 253H142V251H141ZM152 253V252H151ZM155 253V254H156ZM167 253V255L169 256V254H168V251L166 252ZM200 253V252H199ZM202 253H203V251H202ZM6 254V253H5ZM9 254V253H8ZM15 254V253H14ZM14 254L12 255V256H14ZM25 254V255H26ZM29 254L31 255V253L29 252ZM35 254V253H34ZM124 254H126V253H124ZM130 254H131V251H130ZM136 254V255H137ZM155 254H154V256H155ZM177 254V253H176ZM181 254V253H180ZM179 254V255H180ZM201 254V253H200ZM205 254V253H204ZM203 254V255H204ZM2 255V254H1ZM21 255V254H20ZM33 255V254H32ZM119 255V254H118ZM123 255V254H122ZM144 255H145V253H144ZM147 255V254H146ZM166 255V256H167ZM173 255H175V252H174V254ZM206 255V254H205ZM226 255V254H225ZM5 256H7V255H4V258H5ZM124 256V255H123ZM128 256H129V254H128ZM138 257H142L141 255H137ZM137 256H134L135 258L137 257ZM150 256H152V255H150ZM149 255H147V257H146V262L147 263H151V261L150 262H148L147 260L149 259V257H150ZM154 256H152V257H154ZM209 256V255H208ZM164 257V256H163ZM162 257V258H163ZM176 257H177V255H176ZM182 257H183V254H182ZM1 258V257H0ZM12 258V257H11ZM15 258V257H14ZM134 258V259H135ZM145 258V257H144ZM148 258V259H147ZM130 259V258H129ZM152 259V258H151ZM154 259V258H153ZM153 259H152V261H153ZM156 259V258H155ZM159 259H160V257H159ZM158 259V260H159ZM182 258H181V256H180V260H181ZM183 259H185L184 257H183ZM12 260V259H11ZM17 260V259H16ZM15 260V261H16ZM150 260V259H149ZM179 260V259H178ZM179 260V261H180ZM92 261V260H91ZM136 261V260H135ZM141 261V260H140ZM139 261V262H140ZM8 262V261H7ZM10 262V261H9ZM12 262V261H11ZM17 262V261H16ZM96 262V261H95ZM95 262H93L94 264H95ZM156 262V261H155ZM181 262H182V260H181ZM184 262V261H183ZM203 262V261H202ZM179 263V262H178ZM0 264H4L3 262H1L0 261ZM10 264V263H9ZM90 264V263H89ZM92 264V263H91ZM136 264V263H135ZM139 264H141V262L139 263Z\"/></svg>", "mask_w": 264, "mask_h": 264}]
</instances>
